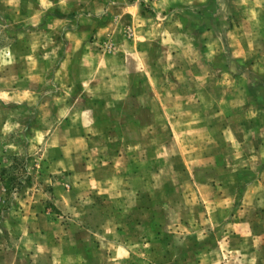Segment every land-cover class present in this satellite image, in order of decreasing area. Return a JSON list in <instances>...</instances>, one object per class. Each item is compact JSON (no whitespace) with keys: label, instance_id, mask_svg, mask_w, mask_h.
Instances as JSON below:
<instances>
[{"label":"rangeland","instance_id":"rangeland-1","mask_svg":"<svg viewBox=\"0 0 264 264\" xmlns=\"http://www.w3.org/2000/svg\"><path fill=\"white\" fill-rule=\"evenodd\" d=\"M52 1L0 0V264H264V8L217 19L216 53L143 52L134 104L115 85L79 98L129 37L75 44L89 21L55 17L84 11Z\"/></svg>","mask_w":264,"mask_h":264},{"label":"crops","instance_id":"crops-1","mask_svg":"<svg viewBox=\"0 0 264 264\" xmlns=\"http://www.w3.org/2000/svg\"><path fill=\"white\" fill-rule=\"evenodd\" d=\"M39 1L44 2L45 0ZM52 2L61 11L67 9L84 11L77 14L75 19L55 17L57 20L80 21L87 19L89 21L87 28L82 25L71 31L66 30L67 34H70L77 42L75 44H78L80 35L90 36L93 33H96L99 38L126 35L129 37L124 38V40L119 38L111 42L114 45L112 51L119 55L117 62L110 64L104 60L100 63L98 61L88 62L92 72L89 76L81 79L80 85L82 88L79 98L82 96L83 98L94 97L99 90L108 91L111 85H115L113 90L117 92V98L125 100L133 97L134 104L142 99V89L139 88L142 79H136L133 73L141 72L147 64L152 67L156 62L155 60H158L153 59L150 60V63L147 62L143 52L153 51L154 47H158L159 51L173 55L174 52L182 51L183 47H185V50H188V47L192 48L191 45L195 46L197 44L194 39L201 37L204 46L206 44L209 46L203 49L216 53L217 19L224 18L239 22L240 19L257 20L259 19V11L257 9V14L254 11L257 8L256 6L260 5L262 9L264 8V0H222L227 6L233 8L232 12L227 11L223 16L219 10L217 11V7L221 4L220 0H154L150 10H144L140 4L136 2L129 3L128 0H64V2L63 0H53ZM62 3H69L70 7L67 4L62 5ZM241 12L243 15L240 14ZM101 20H107V22L101 23ZM110 20L117 22V28L113 26L112 22H109ZM191 22L195 24L197 22L198 29H192ZM235 30L236 34L240 36L249 35L252 31L245 32L240 27L235 28ZM191 39H193L192 42H190ZM82 40L79 39L81 42ZM95 44L102 46L100 40L99 43ZM90 46L88 48H93ZM65 57L57 74L60 77V86L64 87L65 93L69 95V91L73 88V81H71L73 77V60L70 56ZM111 73L113 74L111 75ZM146 82L154 83V78L146 77ZM86 109L87 112L95 114L91 107L87 106ZM138 110L141 111V108H134L133 114H141ZM58 131H61V129L53 130L56 134H58ZM73 137H78V135ZM49 138L52 139V137ZM58 158L60 156L53 159ZM251 256H255L254 253Z\"/></svg>","mask_w":264,"mask_h":264},{"label":"built area","instance_id":"built-area-1","mask_svg":"<svg viewBox=\"0 0 264 264\" xmlns=\"http://www.w3.org/2000/svg\"><path fill=\"white\" fill-rule=\"evenodd\" d=\"M154 0H135L136 3L142 5L145 8H151Z\"/></svg>","mask_w":264,"mask_h":264}]
</instances>
